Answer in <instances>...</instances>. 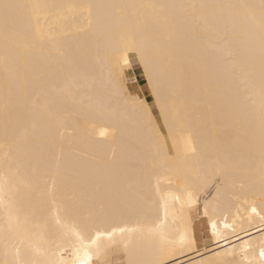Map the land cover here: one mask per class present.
Listing matches in <instances>:
<instances>
[{"label":"bare ground","instance_id":"1","mask_svg":"<svg viewBox=\"0 0 264 264\" xmlns=\"http://www.w3.org/2000/svg\"><path fill=\"white\" fill-rule=\"evenodd\" d=\"M252 205L264 0H0V264H71L70 229L93 263L258 264Z\"/></svg>","mask_w":264,"mask_h":264},{"label":"snow or ice","instance_id":"2","mask_svg":"<svg viewBox=\"0 0 264 264\" xmlns=\"http://www.w3.org/2000/svg\"><path fill=\"white\" fill-rule=\"evenodd\" d=\"M5 8L9 7V5H4ZM127 62V61H125ZM189 199L191 200V193H189ZM247 211V209H246ZM250 216L249 223L255 222L256 218L259 219V228L261 230V239L264 240V206H250ZM207 215V212L205 213ZM213 236L219 238L220 233L218 232V224L213 222L211 224ZM225 229H231L233 233L236 232L237 226L235 222L229 224L227 222L224 223ZM72 235L74 236V240L72 243V247L70 250V255L73 257L71 264H93V255L95 252L93 249L95 248L98 251L97 242L100 241L102 233L97 232L95 237L85 236L81 231L76 229H70ZM119 231L123 232L124 229H119ZM114 233H108L109 238ZM249 247L248 241L242 242V251L247 253ZM247 258V256H245ZM251 264V261L249 262ZM258 264H264V243L260 245L259 248V261Z\"/></svg>","mask_w":264,"mask_h":264},{"label":"rangeland","instance_id":"3","mask_svg":"<svg viewBox=\"0 0 264 264\" xmlns=\"http://www.w3.org/2000/svg\"><path fill=\"white\" fill-rule=\"evenodd\" d=\"M128 75H129V77L135 78L137 80L135 85L138 86V89H139V87L143 88L142 93L140 90H136V93L143 95L150 103H152L154 99L151 96V93L149 91H147V89H146V79L144 77L142 69L139 67H136ZM205 220L206 219L200 217L199 213H198L195 216V221H194L195 235H196V242H197L196 245H197V248L200 251H202L203 254H207L213 250L211 248L213 242H212V240L208 234L207 224H206ZM124 262H125V258H124L123 253H121V254L112 253V254L104 257L102 260H97V261L95 260L93 264H122V263L124 264Z\"/></svg>","mask_w":264,"mask_h":264}]
</instances>
